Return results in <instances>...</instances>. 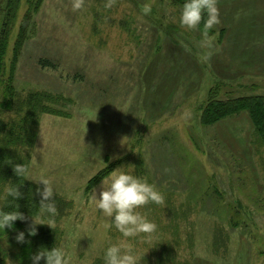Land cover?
I'll return each mask as SVG.
<instances>
[{
    "label": "rangeland",
    "instance_id": "1",
    "mask_svg": "<svg viewBox=\"0 0 264 264\" xmlns=\"http://www.w3.org/2000/svg\"><path fill=\"white\" fill-rule=\"evenodd\" d=\"M16 1L5 79L13 66L21 97L53 98V113L40 115L34 145L22 152L31 179L50 178L70 203L55 224L71 264H103L109 243L123 239L94 196L117 167L165 198L138 209L158 226L142 264H264V146L247 112L201 121L213 88L264 95V0H217L211 49L201 46L202 28L180 25L182 6L171 0H112L111 8L84 0L77 11L73 0ZM7 4L0 0V32ZM25 115L0 114L11 123ZM1 245L10 249L7 234ZM6 264L19 263L8 255Z\"/></svg>",
    "mask_w": 264,
    "mask_h": 264
},
{
    "label": "clouds",
    "instance_id": "2",
    "mask_svg": "<svg viewBox=\"0 0 264 264\" xmlns=\"http://www.w3.org/2000/svg\"><path fill=\"white\" fill-rule=\"evenodd\" d=\"M84 0H73L74 11L82 9ZM106 8L112 7V0H107ZM144 15L152 12V6L145 4L142 8ZM206 14V19L204 16ZM204 23V39L201 46L211 49L213 38L209 36L208 30L212 29L220 21V10L217 0H185L180 12V25L187 29H196ZM13 171L18 182L10 183L5 187L3 207H0V230L14 229L15 221H26L25 214L20 211L17 200L22 198L21 187L25 180H32L37 184L36 194L39 195L38 211L32 214V221L26 230H18L15 240L19 244H30L28 237L38 234L39 225H48L56 230L55 218L58 216L56 198L59 193L53 182L46 176L39 179H31L27 164L13 163ZM42 185V186H41ZM94 193L97 209L106 217L110 224L109 228H115L123 239H117L115 243H109L103 252L101 259L103 264H142L150 249L156 247L153 244V235L157 232V224L150 220L147 215L142 214L138 209L148 204L162 205L164 195L154 183L134 174L133 169L117 167L105 179H102ZM5 207L12 208L11 211ZM135 239L146 245V250H141L131 241ZM31 264H71L72 257L69 254L66 240H58L57 243L48 248L39 247L35 252L30 253Z\"/></svg>",
    "mask_w": 264,
    "mask_h": 264
},
{
    "label": "trees",
    "instance_id": "3",
    "mask_svg": "<svg viewBox=\"0 0 264 264\" xmlns=\"http://www.w3.org/2000/svg\"><path fill=\"white\" fill-rule=\"evenodd\" d=\"M171 2L182 6L185 0H171ZM16 5V0H8L7 8L9 18L6 22L7 28L0 32V83L5 82L3 86V98L0 104V114L14 112L20 115L25 113L26 115L17 123L6 122L0 116V133L4 132L3 138H0V186H7L10 183L19 181V178L14 174L12 164L8 163L25 162L29 166L30 153H23L22 150L32 148L34 145L40 115L43 113H53V109L48 106L50 102H53V98H50L44 92H29L25 97L19 95L17 89L12 84L11 77L14 75L13 66L5 79L6 69L4 60L8 49V25L10 24L9 21L13 16ZM206 18L205 14L204 19ZM198 27L205 31L203 20ZM16 45L14 50V56L16 55L14 57L15 59L20 47L19 44ZM40 64L43 67L56 68V65L49 59H41ZM7 81H9V85H7ZM245 112H247L253 123V133L260 139L264 146V95L251 93L235 96L231 92L222 93L219 91V88H213L204 106L201 121L204 125H212L224 118ZM105 174L106 172H101L92 182L103 177ZM36 188L37 184L32 180H25L21 187L23 196L17 200V203L20 205L19 210L25 214L27 220L15 221V228L6 229V232L0 230V264H6L8 255L18 260L19 264H31L30 253L35 252L41 246L53 247L57 243V237L60 240L59 230L57 228L53 230L46 224L38 226V234L36 236L28 237L31 241L30 244H19L15 240L17 231L26 230L28 226L27 222L32 219V214L35 215L38 211L40 197L36 194ZM55 198L58 208L57 217H59L64 215V212L70 208V203L62 198ZM5 202L4 200L0 207H3ZM5 210L11 211L12 208L5 207ZM57 217L55 218V222L58 221ZM6 234L10 240L9 250L1 245V241ZM40 264H44V261L42 260Z\"/></svg>",
    "mask_w": 264,
    "mask_h": 264
}]
</instances>
